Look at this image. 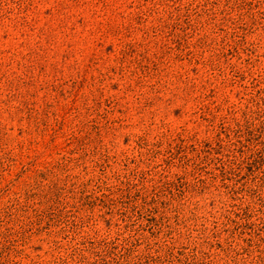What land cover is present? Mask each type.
<instances>
[{
	"label": "rangeland",
	"instance_id": "rangeland-1",
	"mask_svg": "<svg viewBox=\"0 0 264 264\" xmlns=\"http://www.w3.org/2000/svg\"><path fill=\"white\" fill-rule=\"evenodd\" d=\"M0 264H264V0H0Z\"/></svg>",
	"mask_w": 264,
	"mask_h": 264
}]
</instances>
